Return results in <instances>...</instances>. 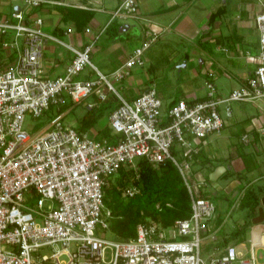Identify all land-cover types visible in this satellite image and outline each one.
Masks as SVG:
<instances>
[{
	"label": "built area",
	"instance_id": "obj_1",
	"mask_svg": "<svg viewBox=\"0 0 264 264\" xmlns=\"http://www.w3.org/2000/svg\"><path fill=\"white\" fill-rule=\"evenodd\" d=\"M22 1L24 7L0 12V264H261L252 239L247 252L235 244L206 251L217 204L199 195L204 180H189L192 153L199 150L194 141L221 131L234 102L264 99V10L254 17L258 51L250 57L256 67L244 84L222 95L209 72L203 98H180L165 108L155 84L133 99L115 85L133 68L146 65L144 52L159 31H151L110 74L100 72L91 59L110 24L139 15V0H121L97 32L86 27L92 38L81 46L46 30L44 18L34 12L65 1ZM49 43L71 54L64 73L55 77L46 75L42 63ZM86 69L93 75L82 76ZM110 93L118 99L109 116L112 137L97 139L64 124L69 111L63 107H75L93 94L105 101ZM52 108L59 114L44 123L41 117ZM28 116L38 121L27 127ZM255 133L264 137V124ZM255 133L245 132L241 140L252 143ZM174 145L188 157L182 161L174 155ZM140 158L155 166L167 159L177 165L191 195V214L169 227L141 222L130 239L108 238L112 213L104 202V187L123 166L138 174ZM138 191L130 183L123 198Z\"/></svg>",
	"mask_w": 264,
	"mask_h": 264
},
{
	"label": "crops",
	"instance_id": "obj_2",
	"mask_svg": "<svg viewBox=\"0 0 264 264\" xmlns=\"http://www.w3.org/2000/svg\"><path fill=\"white\" fill-rule=\"evenodd\" d=\"M62 1L67 4L46 6L34 12L44 18L46 30L58 33L73 45L81 46L93 34L85 33L84 29L90 26L97 32L108 22L111 11L121 0ZM139 6L137 17L119 18L110 24L96 41L91 53L92 62L98 70L110 74L125 62L131 51L151 31L160 32L158 39L144 52L146 65L133 68L130 75L118 84L119 91L127 99L135 98L155 84L167 108L180 98H203L206 94L204 82L209 72L214 74L218 92L222 95L240 87L253 74L256 62L250 55L257 54L259 39L254 17L264 10V0H139ZM87 13L90 15L88 20L85 18ZM217 13L219 15L214 18ZM67 28H73L74 31L66 34ZM70 57L65 47L47 44L42 59L46 75L55 77L64 73ZM92 75L93 72L86 69L82 76ZM82 105L85 110L76 117L79 122L77 128L97 139L105 137L111 131L109 116L118 105L117 97L110 93L107 100L100 101L97 94H93L75 107L65 109L72 113ZM92 108L101 115L93 125L83 127L82 120ZM231 118H235L234 124H245L241 127L242 134L255 132L256 127L264 124V116L259 113L238 119V113L233 110L232 116L225 119L222 131L233 121H228ZM70 125L75 127L72 123ZM221 136L216 133L204 141H194L209 158L208 166L216 164L211 169L203 167L197 172V178L205 180L202 189L210 197L220 195L222 202L220 214L210 223L207 247H221L225 238H228L229 242L225 245H239L247 252L249 240L252 239L257 243L255 251L258 261L264 264V137L255 135L252 152L235 151L233 157L235 162L236 158L239 159L238 164L226 168L220 162L225 157H221L219 146L224 137L228 146L232 142L229 135ZM228 170L229 177H223ZM218 179L224 181L219 182ZM214 183L218 188L209 190L207 187ZM247 189L252 194L247 203L254 199L258 201L255 208H251L250 203L239 205ZM244 224H247L245 231L236 234L237 229Z\"/></svg>",
	"mask_w": 264,
	"mask_h": 264
},
{
	"label": "trees",
	"instance_id": "obj_3",
	"mask_svg": "<svg viewBox=\"0 0 264 264\" xmlns=\"http://www.w3.org/2000/svg\"><path fill=\"white\" fill-rule=\"evenodd\" d=\"M62 8L66 9V11L69 10L67 7ZM218 15V13L214 14V18ZM85 18L86 20L90 18L89 13H87ZM195 100L189 101L194 102ZM175 101L169 106L174 104ZM100 115V113H96L94 108L89 109L82 120V126L93 125ZM105 135L112 137L111 131ZM172 152L174 155L180 156L182 161L188 157L183 156V153H181L176 145L173 146ZM192 154V162L200 164L198 170H191L189 181L196 184L199 181L197 172L208 165L209 158L201 149ZM213 165L216 166V164ZM229 172L230 170L223 177L228 178ZM116 175V182L113 183L109 178V185L104 187V202L106 207L111 210L110 231L117 239H130L134 237L137 225L141 222H159L164 227H169L175 220L190 216L192 211L191 195L182 173L172 160L167 159L158 166H155L147 159L140 158L138 161V174L134 169H127L123 166ZM130 183L136 184L139 191L129 201H126L123 198L122 191ZM199 195L210 197L209 193L203 191V189L199 190ZM251 195L250 190L244 191L239 205L246 206L250 203L251 208H255V205L258 203L256 199H252L253 201H248L247 203ZM246 226L247 224L242 225L235 233L239 234L241 231H245ZM228 242L229 239L225 238L222 246H226L225 244Z\"/></svg>",
	"mask_w": 264,
	"mask_h": 264
},
{
	"label": "rangeland",
	"instance_id": "obj_4",
	"mask_svg": "<svg viewBox=\"0 0 264 264\" xmlns=\"http://www.w3.org/2000/svg\"><path fill=\"white\" fill-rule=\"evenodd\" d=\"M16 5H20L22 7H24V2L22 0H0V12L1 13H9L12 9L15 8ZM196 63L197 62V59H196ZM197 66V65H196ZM188 69V68H187ZM202 78V76L200 77ZM116 87H119L118 83H115ZM233 106V110L234 112H237L238 115H239V118L238 119H241V117H252L254 115H257L258 113L263 115L264 116V99H258V100H255V101H252V102H249V103H242V102H234L232 104ZM62 110H65V108L63 107ZM83 110H85L84 106L82 105L81 107H79L76 111L72 112V113H68L64 119H63V122L65 125H70V123H72L73 125H75V127L77 128L79 126V122L78 120L76 119L77 116H79V114H81L83 112ZM59 110H57L56 108H52L51 110H49L47 113H45L42 117H41V120L46 123L48 122L49 120H51L53 117L57 116L59 114ZM224 114V112H223ZM225 115V114H224ZM225 118H229V117H225ZM233 120L231 123H228L225 127V130L224 131H219L217 132V134H222L221 137H224V135H229L231 133H234L232 134L233 137L230 136L231 138V142H232V145L231 146H228V144L225 142V137L223 138L222 142L223 143H220V154H221V157L223 158V156L225 158H223L222 160H220V162L223 164L224 167L226 168H230L231 166H236L238 164V158H236V162H235V157H233V154L234 152L236 151H250L252 152V150L254 149L253 148V143H247L245 144L242 140H241V137H242V133H241V127L244 126L245 124L244 123H241L239 122V124H234L235 122V118H231V119H228V121H231ZM38 120H36L35 118H32L30 116L27 117V121H26V126L28 127L29 124L33 123V122H36ZM239 121V120H238ZM216 134V133H214ZM230 155L232 158H230ZM216 161V160H215ZM191 166H192V170H198L200 168V164H196L194 161L191 163ZM212 168V164L210 166H206V168ZM210 168V169H211ZM207 170V169H206ZM256 172H258V170H256ZM209 175L211 176V171L209 172ZM117 175H114L113 177L110 178V180L115 183L116 182V177ZM205 181V180H204ZM219 182H223L224 180L222 179H218ZM128 185V184H127ZM214 187L215 189L218 188L215 183L213 185H209L207 188L211 191L214 190ZM213 189V190H212ZM211 198L216 202L217 204V212H216V215L219 213L220 214V211H221V205L220 202L221 201V196H211ZM131 199V198H130ZM130 199H125L126 201H129ZM227 204V203H226ZM220 205V207H219ZM157 206H159V204H157ZM108 208V207H107ZM225 215V214H224ZM230 223L227 224V226H229ZM226 226V227H227ZM106 237L108 238H116L112 232L110 230H108L106 232ZM206 251H212L211 248L207 247ZM203 252V257L207 260V262L209 261V258H208V252Z\"/></svg>",
	"mask_w": 264,
	"mask_h": 264
},
{
	"label": "water",
	"instance_id": "obj_5",
	"mask_svg": "<svg viewBox=\"0 0 264 264\" xmlns=\"http://www.w3.org/2000/svg\"><path fill=\"white\" fill-rule=\"evenodd\" d=\"M16 10H18V6H16Z\"/></svg>",
	"mask_w": 264,
	"mask_h": 264
}]
</instances>
